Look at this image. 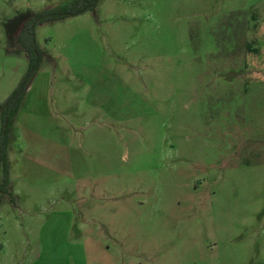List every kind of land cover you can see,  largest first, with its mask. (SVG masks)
Wrapping results in <instances>:
<instances>
[{"label": "rangeland", "instance_id": "obj_1", "mask_svg": "<svg viewBox=\"0 0 264 264\" xmlns=\"http://www.w3.org/2000/svg\"><path fill=\"white\" fill-rule=\"evenodd\" d=\"M70 1L0 0V102L18 16ZM34 40L0 264H264V0H97Z\"/></svg>", "mask_w": 264, "mask_h": 264}, {"label": "trees", "instance_id": "obj_2", "mask_svg": "<svg viewBox=\"0 0 264 264\" xmlns=\"http://www.w3.org/2000/svg\"><path fill=\"white\" fill-rule=\"evenodd\" d=\"M97 0H72L58 8H47L37 13H28L27 16L19 15L20 23L15 37L20 49L24 52L27 67L17 84L0 102V198L5 193L10 196L8 186V163L6 159V145L10 134L16 110L25 94L28 84L35 75L43 52L38 48L34 40V29L37 25L62 19L91 10Z\"/></svg>", "mask_w": 264, "mask_h": 264}, {"label": "crops", "instance_id": "obj_3", "mask_svg": "<svg viewBox=\"0 0 264 264\" xmlns=\"http://www.w3.org/2000/svg\"><path fill=\"white\" fill-rule=\"evenodd\" d=\"M33 79V78H32ZM30 83H31V81H30ZM30 83L28 84V87L26 88V91H25V96H27L28 95V92L30 91V89H31V85H30ZM29 98H35V97H29ZM28 97H23L22 98V102H20V104H19V106H18V108H17V110H16V116H18V126L21 128L22 127V116L23 117H25V115H27L28 114ZM24 107H25V110L26 111H24ZM15 122H16V119H15ZM18 132H20L21 133V129H19V131ZM8 169H9V167H8Z\"/></svg>", "mask_w": 264, "mask_h": 264}]
</instances>
